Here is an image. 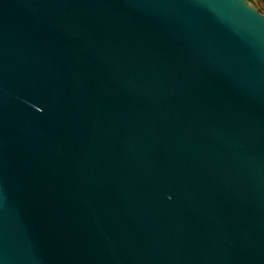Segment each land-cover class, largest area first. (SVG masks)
<instances>
[{"label": "water", "instance_id": "obj_1", "mask_svg": "<svg viewBox=\"0 0 264 264\" xmlns=\"http://www.w3.org/2000/svg\"><path fill=\"white\" fill-rule=\"evenodd\" d=\"M0 264H264L252 0H0Z\"/></svg>", "mask_w": 264, "mask_h": 264}, {"label": "trees", "instance_id": "obj_2", "mask_svg": "<svg viewBox=\"0 0 264 264\" xmlns=\"http://www.w3.org/2000/svg\"><path fill=\"white\" fill-rule=\"evenodd\" d=\"M259 10L264 11V0H256Z\"/></svg>", "mask_w": 264, "mask_h": 264}, {"label": "rangeland", "instance_id": "obj_3", "mask_svg": "<svg viewBox=\"0 0 264 264\" xmlns=\"http://www.w3.org/2000/svg\"><path fill=\"white\" fill-rule=\"evenodd\" d=\"M253 1V3H254V5L259 9V6L257 5V2H256V0H252ZM261 11V10H260ZM262 13H264V11L262 10L261 11Z\"/></svg>", "mask_w": 264, "mask_h": 264}]
</instances>
